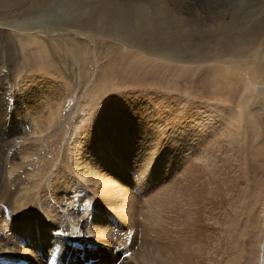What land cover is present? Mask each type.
Segmentation results:
<instances>
[{
  "label": "rangeland",
  "instance_id": "obj_1",
  "mask_svg": "<svg viewBox=\"0 0 264 264\" xmlns=\"http://www.w3.org/2000/svg\"><path fill=\"white\" fill-rule=\"evenodd\" d=\"M195 1L108 0L101 4L100 0H65L63 18H51L50 21L52 26L61 28L60 31H52V26L46 27L47 30L35 21L30 23L36 27L34 32L30 31L32 33H37L38 29V32H50L42 34L40 38L46 44L42 49L36 45L25 49V45H20L17 30L22 31L24 28H17L14 22H17L19 13L16 12L21 8L17 11L12 9L11 19H7V13L0 11V55L2 49L7 48V54L12 59V69L2 70L0 85H5L4 96L12 104L13 117L12 121H8L4 113H0V133L12 132V123L17 116L22 115L26 122V125H22L21 139L14 148L16 156L13 160L11 151L10 159L15 163L11 168L8 166L12 175L7 179L16 178L20 188L23 187L22 190L27 192V199L33 195L39 197V193L45 191L50 198L51 192L60 193L68 188L74 206L81 208L87 202L83 209L88 206L89 212H92L90 216L85 215L90 224L103 212L107 213L106 223L114 221L118 229L114 233L120 234L118 238H110L113 245L109 249L116 258L111 264H138L135 259L136 253L138 257L142 256L144 226L150 224L149 202L160 192L171 190L169 181L172 184L173 180L175 190V183L183 177L180 170L175 168L173 175L163 174L153 182H150V176L139 175L144 155L143 150L140 151V142L132 134L136 129L143 128L146 134L149 133V142L153 146L159 149L163 143L162 146L167 148L173 116L175 121L179 118L178 112L181 118L194 119L199 130L207 132L211 138L209 151L213 153L212 162L215 164L201 175L203 181L191 189L195 195L204 189L211 200L205 199L203 203L206 207L192 217H187L194 223L195 233L203 240L192 237L197 242L193 247L199 248L197 252H200L193 253V261L200 264H258L260 246L264 240L261 218L264 203V0ZM141 2L150 5V17L139 16L138 19L133 14ZM193 3H198L200 8L196 18L188 11ZM108 4L113 8L121 5L122 9H126L124 24L116 23L115 26L124 25L121 36L134 39L135 46L131 50L120 48L118 33L109 24L116 17L107 11L111 9ZM155 8L166 14L155 15ZM172 8L174 12L171 13ZM84 9L89 10L88 15ZM104 10L107 13L101 15ZM8 20L12 21L11 25L5 23ZM145 24H150L153 30L142 33L136 30L139 25L142 30ZM134 30L140 34H129ZM126 43L129 44L128 41ZM163 50L174 58L164 54ZM40 77L52 80L53 87L47 88L45 101L39 95L40 99L34 96L39 99L36 110L34 105H29L32 109L28 106L32 99L27 97V88L37 83ZM40 85L35 84L32 89L39 91ZM34 118L36 121H33ZM41 122L47 125L43 135L37 133L40 132ZM99 123L110 128L113 126L114 131L127 130V134H124L127 142L122 137L114 136L115 141L111 146L116 148L120 141L127 147L126 144L130 142L129 151L123 150L127 154L124 156L125 161L130 160L127 163L129 168L123 166L115 170V174L112 170V173H104L105 185L110 187L102 184L94 190L87 187L82 178L84 184L77 183L80 178L78 172L72 170V174L63 169L68 174L69 185L58 189L54 175L62 173L61 167H69L67 162L74 158L76 153H72L71 148L75 137L84 139L92 134L91 130L84 134L83 129L88 130L90 127L98 134L94 135L97 136L95 138L105 143L112 140L113 132L106 130L103 134L95 130L94 127ZM77 125L78 130L75 131ZM152 129L153 135L150 136ZM155 129L162 133L161 141L156 137ZM17 161L20 166L16 164ZM98 171L101 172L100 169ZM185 182L178 184V187H183L182 191L185 190ZM107 188V199H103L102 189ZM84 193L88 196L81 202ZM61 196L58 195V200L62 199ZM19 197L21 201L26 200L25 196L21 197V193ZM50 200L56 207L60 206L54 198ZM15 201L17 198L14 196L12 202ZM9 206L7 210L14 211L11 202ZM120 211L127 218L119 215ZM131 213L136 215L130 221L132 228L126 222ZM170 215L168 213L165 217ZM17 216L12 214L8 218L9 223L13 224L12 218ZM66 219L73 222V218ZM166 221L168 223V218ZM148 228L147 245L150 244V250H155V244L162 240L156 237V233L152 234L154 231L150 226ZM76 231L70 229L69 232L74 238L89 241L93 245L91 250L98 251V246H105L93 243L92 235L78 232V229ZM10 234L18 237L16 233ZM54 237H57L56 234ZM17 242L28 253L36 255L40 250V242L26 243L23 239ZM52 243H47V246L51 248ZM189 243L190 240L184 242L185 245ZM11 245L7 243V246ZM37 246L36 252L34 248ZM33 258L36 263L40 260L35 256Z\"/></svg>",
  "mask_w": 264,
  "mask_h": 264
},
{
  "label": "bare ground",
  "instance_id": "obj_2",
  "mask_svg": "<svg viewBox=\"0 0 264 264\" xmlns=\"http://www.w3.org/2000/svg\"><path fill=\"white\" fill-rule=\"evenodd\" d=\"M64 1L65 0H0V11L7 13L8 14L7 19L8 18L11 19L13 16L12 9L17 11L18 8H21L19 12H16V13H19L17 22L16 20L14 22L17 28H22V29L24 28L22 31L17 30V35L18 37H20V40H21L20 45L22 47L25 45V49L30 48L31 45H36L38 49L39 48L42 49L43 46L45 48L46 44H45V41H41L40 38H42V34L50 33L47 30L53 24V23H50L51 18H56L57 20L63 18V2ZM104 2L107 3L108 0H100L101 4H103ZM107 6L111 7V9H108L107 11L112 12L113 17H116V20H112L111 23L109 24H111L112 28L116 29L118 33L120 48H122L123 50H131V47L135 46V43L133 42L134 39L132 37L130 38L127 37L125 39L121 36V32L125 29L124 25H121L118 27L115 26L116 23L124 24L125 19L123 17L127 15L126 9L125 8L122 9L121 5H119L117 8H113V6L109 4ZM173 9L174 8H172L171 13L174 12ZM198 9H200L198 6V3H193L188 11H190V15L196 18V15L197 14L199 15ZM150 10H151V7L148 3L141 2L138 5V7H136L133 14L138 19H139V16L140 17H150L152 15ZM83 11L87 15L89 14L88 9H84ZM154 11H155L154 14L158 16H162L166 14L165 12L158 10L157 8H155ZM106 13L107 12L104 10V14L102 13L101 15H105ZM33 21H35L34 23L44 26L45 29L47 30H40L38 32L39 30L38 29L37 33L30 32V31L34 32L36 28V27L31 26L32 24L30 25V23H32ZM5 23L11 25L12 21L8 20L7 22L5 21ZM125 23L127 22L125 21ZM1 24L5 25L2 22ZM136 25L138 24L136 23ZM194 26H196V24H194ZM56 27H57L56 25L55 26L53 25L51 27L52 31L55 32V31L61 30V28L59 27L56 28ZM132 27L135 28L134 25H132ZM132 27H130V29ZM138 27L139 28L136 30L138 31L140 30L141 33L142 31L151 32L153 30V28L151 29L152 26L150 24H145L142 30L140 28V25ZM1 30H2V27H1ZM136 30H134L132 33H129V34L134 35L138 33ZM77 33L79 34V32ZM139 34L140 33H138V35ZM127 41L129 42V44L126 43ZM162 52L170 56L171 58H174V56L170 54L169 52H166L165 50H163ZM1 55L3 56V59L0 60V70H1L0 75H2V70H5L4 68L12 69V62H11L12 59L9 58L7 54V48L2 49ZM263 69H262V72H263ZM52 82L53 81L48 78L40 77L37 83L32 84L33 86H31V88L28 87L27 97L28 99L29 98L32 99V103L30 104L27 103L28 106L34 105L35 108L36 107L38 108V101L40 99L39 96H41L42 98H45L44 101L47 99V96H48L47 88L53 87ZM40 83H41L40 85L41 89L39 91L36 88L32 89V87H34L35 84H40ZM4 91H5V85L2 84L0 85V104H2V107L0 106V111H1L0 113H4L8 121H12L11 120L13 118L12 117V104L10 103V101H8V97L4 96V94L6 93V92L4 93ZM36 95L37 96L39 95L38 96L39 99L37 97H36L37 99H35L34 96ZM109 106L110 104L106 106L105 109L107 110ZM31 107L32 106H29V108ZM176 109H178V107ZM106 110H104V112ZM36 112L37 111H35V114ZM178 113L176 114L179 118H177L175 121H174V116H173V122H172L171 130H170V134L168 136L170 141L168 143L169 145L167 148L162 146L163 143L161 144V148H159L160 150L157 149V147L153 146L154 144L149 142V137H148L149 133L146 134L143 128L139 130L136 129V131L132 134V137L133 138L136 137V141L138 140V142H140V151L143 150L142 154L144 155L142 158V162H141L142 164L139 170V175L150 176L151 178L150 182H153L154 180L158 179L163 174L166 175L167 173H169L173 175L172 172H174V168L176 170L177 169L180 170V174L183 175V177L180 178L179 182L177 181L178 183H175L176 184L175 190H174L173 180H172V184L169 181V184H170L169 189L171 188V190L170 191L164 190V192H160L159 194L154 196L152 201L149 202L151 204L149 206L150 216L148 218V221L150 222V224L148 225V227L150 226V228H152L154 232L152 231L150 232H152V234L156 233V237L160 238L162 242L155 244V246L153 247L155 248V250H150L149 248L150 244L147 245V237L149 234V231H148L149 228L145 225L146 226V227L144 226V237L145 238L143 237L144 238V240L142 241L143 244L141 243L142 244L141 246H143V250H142L143 252H141L142 256L140 258L138 257V254L136 253L137 258L136 259L134 258L135 260H137L138 264H194L195 260L193 261V259L195 255L193 253L199 250V248L193 247V245L197 242L193 240L192 237H196V239H200L198 237L200 235L195 233V230L193 229L194 223H192L190 219L188 220L187 217L188 216L192 217L193 214L198 213L199 210L201 211L202 208L206 207V204L203 203L205 199H207L209 202H211V200L206 196V191L204 189L200 190L198 192L199 193L198 195H195V193L191 189L193 186L197 185L196 183L199 184L202 178H204L201 176L203 175L204 171L208 169L210 166H214L215 164L214 162H212L214 161L212 159L213 153L210 154V151H209V146L211 143L209 142V140L211 138L209 137L208 134H206L207 132L206 133L203 132V129L199 130L198 124L195 123L194 119L190 120L189 117L181 118V115ZM34 117H36V115H34ZM103 119H101V121H103ZM34 120L35 118L33 119V121ZM43 123L41 122V125H39L40 132H37L40 135H43V132L47 129L46 128L47 125ZM3 124H5V122ZM23 124L26 125V122L23 116L22 115L17 116L15 118V121L12 123V132H9V134L5 132L0 133V167H1L0 169L1 171L0 173V262L2 264H6L8 259L14 258L13 256H18V257L25 256L26 258L31 259V260L32 258H29L27 256H30V257L35 256V257H38L39 259V257L42 254L46 255L47 248H50L47 246V243L50 244L52 243V240H53V243H52V246H53V244H55V242L58 240L57 237H54V234L59 233L61 231H64V232L66 230L69 231L70 229L72 231L77 232L76 230L78 229L79 230L78 232L82 231V232L87 233L88 235H92L93 238L92 237L91 238L93 239V243H100L102 245L104 244L105 246L104 247L98 246L99 247L98 251H94V250H91L93 245L90 244L86 239L65 236L64 240L60 243V251L58 252V255L62 257L63 264L67 262L69 264H72V263L84 264V261L87 260L88 258L96 259V262H94L93 264H111L113 260L114 261L116 260V258L113 256L111 249H109L113 245V242L110 238L114 239L117 236L120 237V234L117 233L115 235L114 233V230L116 229V224L114 221L113 223H110V224L106 223L107 216H108L107 213L103 212V214H100V216L97 217L96 221L92 220L90 224L89 221L85 219L86 218L85 215L90 216L92 212L91 213L89 212L88 206L83 209V207L87 204V202L83 203L84 205L81 208L74 206L75 203L72 201L68 188L60 193L51 192L52 199L54 198L56 203L60 205L56 207L55 205H53L52 201L50 200L51 197L49 198V194L48 193L46 194V191L43 192V194L39 193V197L33 195L27 199V194H26L27 192L25 193V191H23L24 189L22 190L23 187L20 188V183L18 182V180L16 178H13L12 180L7 179L8 176L12 175L11 173H9L10 169L8 168V166H10L11 168L12 164L15 163L11 161L10 154L12 151V160L15 159L16 155H14L15 154L14 148L16 144L18 143V141L21 139L20 132L22 130ZM100 124L101 123H99L98 126L94 127L95 130L103 134H104L103 131H106V130H107L106 132L108 131L113 132L112 140L111 141L109 140L107 141V143H105L104 140L100 138H95L97 136H94V135H98V134L92 131L93 129H91L90 127L88 130L83 129L84 134L86 132H90V130L92 134L87 135V137H85L84 139L83 138L80 139L78 136L75 137L73 141L74 146L71 148V152L76 153L74 155V158L71 159L69 162H67V156L64 157V161L65 163L67 162L69 167H67L66 165H63L61 167L62 173H58L54 175V182H55V185H57L58 189L66 188L69 185V180L67 178L68 174L63 169L67 170L68 172H71L72 174H73L72 170L78 172V176L80 178L77 179V183L79 185L84 184V182L82 181L83 179L87 183V187H91V189L94 190L96 187H99L102 184L104 186H109V185H105L106 181L103 178L104 173L113 172L115 174L116 172L115 170H117L118 168L121 169L123 166L125 167L127 166V168H129V165L127 163L130 160H128V162L125 161L126 159L124 158V156H126L127 154L125 155L123 153L124 152L123 150L129 151L130 142L128 141L129 142L128 144L125 143L127 147H124L123 146L124 144H122V142L120 141L118 142L119 144L116 148L114 146H111V144L115 141L113 140L114 136L118 138L122 137L124 141H126L127 138H124L126 137L124 136V134H127L126 133L127 130L125 129L123 132H121L120 129L119 131H114L115 129H113V126L112 128H110L108 126H103L102 124L101 125ZM117 127H120V126H117ZM136 128H139V127H136ZM153 129L150 131V136L153 135ZM76 130H78V125L75 127V131ZM155 130L157 131V129ZM174 130H175V134H174ZM161 134L162 133L158 131L156 132V137L159 140L161 139L160 138ZM128 135H130L129 132H128ZM146 136H147V141H146ZM153 137L155 138V136ZM94 138L99 139V140H95ZM174 139H175V142H174ZM31 148L34 149V147H31ZM31 148H29V150ZM119 150L121 151L119 152ZM31 152H33V150ZM26 154L30 156L29 153H26ZM161 156L165 158V161L162 159ZM155 162L156 164H153ZM16 164H18L19 166L21 165L18 161L16 162ZM94 165H99L100 167L97 168V166H94ZM98 169H100L101 172H99ZM110 170H112V172ZM183 181H186L185 182L186 187L184 191H182L183 187L181 185L178 187V184H180L181 182L183 184ZM50 182L52 183V181ZM97 184L98 186H96ZM189 184H191V186ZM14 186L16 187L14 188ZM168 186H166V189ZM102 190H103L102 192L104 193L100 192L102 193L101 198L107 199V194L109 193V189L107 188V189H102ZM19 193H21L22 198L25 196L26 200L21 201L19 197ZM95 193H96V190H95ZM59 194H62L61 200H58ZM14 196L17 198V201L12 202ZM86 196H88V194L84 193L82 197L80 198V201L84 202ZM10 202L12 205V209L14 210L11 212L8 211L10 207L9 206ZM168 213L171 215L169 217H165V215ZM12 214L18 215L16 218H12V220H14L13 224H11V222L9 223V219H8L12 216ZM118 214L121 215L122 217L127 218L124 215L123 211H120ZM135 216L136 215L134 214L132 215L131 213V215L129 216V219L126 220L127 225L129 227L131 226L130 224L131 219L134 218ZM66 217H69V219L73 218V222L68 221ZM180 217H181V220H180ZM167 218H168V223L166 221ZM261 218H262V225L264 229V203H263ZM52 229L55 232H53ZM116 231H118V229H116ZM12 232L16 233L18 237H15L14 235L11 236L10 233ZM186 238H188V240H186ZM18 239H23L26 241V243H33V244L40 242L39 243L40 250L37 252V248L39 247L37 246L36 248L33 247L37 252L36 255L30 252L28 253L26 250H24V248H22V245H20L17 242ZM189 240L191 243H189L188 245H185L184 242H188ZM165 241L167 242L165 243ZM8 242L12 244L10 247L7 246ZM207 246L208 245H206V247ZM219 246H220V243H219ZM79 247L80 249H78ZM126 247H128L127 244H126ZM201 251L203 252L204 250H201ZM260 251L261 252H260L258 264H264V240L261 243ZM197 253H200V252H197ZM48 256L51 260L50 263L56 264L55 263V261H57L56 258L51 256L50 254H48ZM222 259H226V258H222ZM32 261H35V260H32ZM39 262H41L40 264H46L45 262H42V260H39ZM195 264H200V263H195Z\"/></svg>",
  "mask_w": 264,
  "mask_h": 264
}]
</instances>
